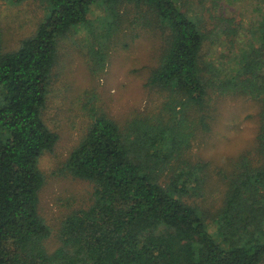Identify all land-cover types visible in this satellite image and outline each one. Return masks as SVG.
Wrapping results in <instances>:
<instances>
[{
	"label": "trees",
	"instance_id": "16d2710c",
	"mask_svg": "<svg viewBox=\"0 0 264 264\" xmlns=\"http://www.w3.org/2000/svg\"><path fill=\"white\" fill-rule=\"evenodd\" d=\"M45 1L44 20L17 49L2 51L0 30V264H264V0H250L258 17L249 19L248 47L241 58L234 55L238 67L230 77L206 74L213 61L206 63L204 47L219 38L218 25L230 43L240 33L233 18L217 16L222 0H199L197 9L189 0ZM94 6L101 13L91 20ZM206 12L218 21L213 31ZM126 15L167 32L148 86L199 111L211 91L261 99L255 158H240L227 176L221 207L209 216L186 200L198 198L201 184L199 177L192 182L191 169L160 181V167L183 145L172 118L147 126V137L130 139L135 124L126 135L94 111L63 166L92 185L93 201L64 218L50 249L52 231L39 211L45 184L39 160L59 140L45 118L58 45L85 31L83 40L95 41L91 71L102 72Z\"/></svg>",
	"mask_w": 264,
	"mask_h": 264
},
{
	"label": "rangeland",
	"instance_id": "374dc122",
	"mask_svg": "<svg viewBox=\"0 0 264 264\" xmlns=\"http://www.w3.org/2000/svg\"><path fill=\"white\" fill-rule=\"evenodd\" d=\"M189 1L194 8L200 7L199 0ZM46 3L45 0L19 3L0 0L2 51L17 49L21 40L35 33L47 14ZM219 11L217 16L234 19L240 33L238 40L230 43L221 33L223 26L218 25L211 12L204 14L208 31L218 25L215 32L219 37L204 47L206 63L213 61L206 74L211 76L220 71L221 75L230 77L238 67L237 61L233 64L234 55L241 58L248 47L249 35L245 29L250 27L249 19L258 17L259 7L250 0H222ZM100 13L101 10L94 6L89 17L95 20ZM117 32L114 41L108 45L102 72H92L94 65L90 52L95 41L87 39L90 35H86L84 41L85 31L75 32L58 45V61L53 71L45 118L58 133L59 140L54 150L39 160V169L45 176L39 211L52 231L53 236L47 243L50 249L57 244L54 235L64 218L74 210L88 207L93 201L92 185L71 177L63 166L70 150L83 136L94 111L114 120L126 135L135 124L130 139L137 133L147 137L144 132L147 126L158 127L172 118L183 145L167 165L160 167V181H168L174 171L191 169L192 182L199 177L201 184L198 198L186 200L198 206L203 214L211 215L221 207L227 176L237 168L240 158L255 155L262 114L259 97L211 91L202 111L187 106L147 84L167 46V32L143 26L142 19L136 22L133 16L127 15ZM261 69L260 73L264 74V62Z\"/></svg>",
	"mask_w": 264,
	"mask_h": 264
}]
</instances>
